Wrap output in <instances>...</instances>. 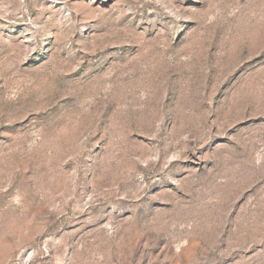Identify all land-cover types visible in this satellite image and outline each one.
<instances>
[{
    "label": "rangeland",
    "instance_id": "1",
    "mask_svg": "<svg viewBox=\"0 0 264 264\" xmlns=\"http://www.w3.org/2000/svg\"><path fill=\"white\" fill-rule=\"evenodd\" d=\"M0 264H264V0H0Z\"/></svg>",
    "mask_w": 264,
    "mask_h": 264
}]
</instances>
